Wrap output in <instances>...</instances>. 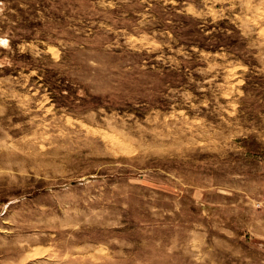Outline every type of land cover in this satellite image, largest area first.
Segmentation results:
<instances>
[{"label":"rangeland","instance_id":"374dc122","mask_svg":"<svg viewBox=\"0 0 264 264\" xmlns=\"http://www.w3.org/2000/svg\"><path fill=\"white\" fill-rule=\"evenodd\" d=\"M0 264H264V0H0Z\"/></svg>","mask_w":264,"mask_h":264}]
</instances>
